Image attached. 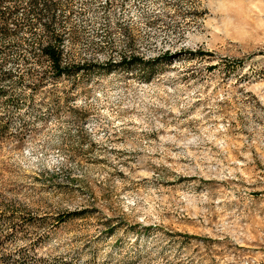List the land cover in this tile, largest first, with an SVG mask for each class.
I'll return each mask as SVG.
<instances>
[{"label":"rangeland","instance_id":"1","mask_svg":"<svg viewBox=\"0 0 264 264\" xmlns=\"http://www.w3.org/2000/svg\"><path fill=\"white\" fill-rule=\"evenodd\" d=\"M44 1L0 34V264H264V0Z\"/></svg>","mask_w":264,"mask_h":264},{"label":"trees","instance_id":"2","mask_svg":"<svg viewBox=\"0 0 264 264\" xmlns=\"http://www.w3.org/2000/svg\"><path fill=\"white\" fill-rule=\"evenodd\" d=\"M15 1L16 0H0V34H10L12 29L9 25L11 23L14 25V27H17V22L13 17V14L15 12ZM30 1L34 2V0ZM7 2H14V5L12 7L6 6L5 3ZM44 2H48L45 4V7H48L49 4H51V0H45ZM40 51L47 58L49 63L48 66L53 75L59 76L65 72L64 67H61L59 63L60 51L57 46L51 44L50 41H46L45 44L41 45Z\"/></svg>","mask_w":264,"mask_h":264}]
</instances>
